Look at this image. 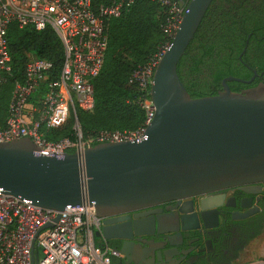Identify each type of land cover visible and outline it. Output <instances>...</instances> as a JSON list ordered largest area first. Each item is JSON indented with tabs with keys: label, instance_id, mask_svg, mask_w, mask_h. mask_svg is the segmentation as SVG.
Wrapping results in <instances>:
<instances>
[{
	"label": "water",
	"instance_id": "obj_1",
	"mask_svg": "<svg viewBox=\"0 0 264 264\" xmlns=\"http://www.w3.org/2000/svg\"><path fill=\"white\" fill-rule=\"evenodd\" d=\"M213 1L180 3V27L153 77L155 115L146 140L101 143L61 157L38 155L29 138L0 143V189L56 212L86 203L94 206L103 219L96 237L107 243L124 241L120 249L124 264H137L130 258L134 244L141 245L139 253L153 264L170 257L185 260L197 250L211 248L212 240L204 237L217 228L218 217L210 224L202 215L201 237L193 240L187 234L198 229L180 223L176 229L158 232L152 209L169 201L264 185V83L239 93L228 85L250 84L257 71L250 81L228 77L222 91L202 98H192L178 74L179 62ZM253 208L242 206L247 211L233 220H246L260 211ZM146 209L150 212L139 213ZM149 215L151 230L142 231L139 224ZM126 223L121 231L118 227ZM50 227L52 223L44 229ZM143 237L151 239L143 245L138 241Z\"/></svg>",
	"mask_w": 264,
	"mask_h": 264
},
{
	"label": "built area",
	"instance_id": "obj_2",
	"mask_svg": "<svg viewBox=\"0 0 264 264\" xmlns=\"http://www.w3.org/2000/svg\"><path fill=\"white\" fill-rule=\"evenodd\" d=\"M154 1L169 11L162 31L173 39L183 10L170 0ZM135 2L111 0L94 9L93 0H0V90L13 83L8 117L0 121V143L29 138L38 147V155L61 157L95 144L147 139L146 131L155 115L151 86L167 48L133 75L131 82L138 83L146 95L141 102L146 122L140 129L104 131L85 140L76 120L75 141L51 142L45 137L48 131L64 126L72 116L77 118L78 111L94 110V81L105 65L110 25ZM13 24L19 29L31 27L41 32L52 27L56 31L65 48V63L57 78L54 64L45 59L31 60L23 77L15 76L8 38ZM43 85L44 95L35 103L29 102ZM58 216L60 219L55 222ZM50 223L53 227L44 229ZM102 226L103 219L89 203L56 212L0 189V264H113V259L123 255L118 249L97 242L96 234Z\"/></svg>",
	"mask_w": 264,
	"mask_h": 264
},
{
	"label": "trees",
	"instance_id": "obj_3",
	"mask_svg": "<svg viewBox=\"0 0 264 264\" xmlns=\"http://www.w3.org/2000/svg\"><path fill=\"white\" fill-rule=\"evenodd\" d=\"M170 1L179 5L182 1L189 3L188 0ZM110 2L93 0V7L97 9ZM168 18L167 10L157 1L136 0L129 11L112 21L105 65L94 81V110L78 111L77 118L72 116L61 128L48 131L45 136L48 141H75L76 120L85 140L104 131L138 130L145 124L146 111L141 102L146 95L138 83L131 81L140 67L161 52L159 47L166 40L168 45L171 44L173 39L162 31ZM162 35L167 39L163 40ZM8 38L17 78L23 77L26 65L33 59L51 61L54 77L60 75L65 63V48L52 27L38 32L31 27L19 29L13 24ZM253 70L257 71L255 81L250 84L228 82L231 90L239 93L264 83V0H214L179 62L181 81L192 98H202L222 91L223 80L228 77L250 81L254 77ZM12 92V81L0 90L1 122L8 117ZM44 93L43 85L29 102L35 103ZM238 226L239 232L230 235L227 245L219 249L220 257L215 260L216 264H233L246 245L262 234L264 208L261 214L238 223ZM252 226L257 227L253 234L241 235Z\"/></svg>",
	"mask_w": 264,
	"mask_h": 264
},
{
	"label": "flooded vegetation",
	"instance_id": "obj_4",
	"mask_svg": "<svg viewBox=\"0 0 264 264\" xmlns=\"http://www.w3.org/2000/svg\"><path fill=\"white\" fill-rule=\"evenodd\" d=\"M250 193H254L251 195ZM254 207L253 210L258 207L260 211L255 215L251 216L246 220H233V216L237 213H244L247 209H242V206ZM264 208V185L256 186H241L236 188H230L222 190L216 193H212L207 196L197 197L187 200H174L165 202L152 210L155 211L156 226L158 232L167 231L171 229H176L180 223L183 228L193 227L198 230H194L187 234L190 239H197L201 237L199 231L203 230V225L201 223V216L203 215L208 223L214 224L213 217H218L217 228L208 231L207 235L204 237V241L207 239L212 240L213 246L211 248H206L205 251L197 250L196 252L190 254L187 259L169 258L166 262L161 264H216L215 260L219 259L220 253L219 249L222 246L227 245L230 235L239 232L238 223L247 222L254 218L256 215L261 214ZM216 210V211H214ZM214 211V212H213ZM149 209L142 210L139 213H148ZM134 215V214H133ZM150 215L144 218V221L140 223L142 231H150L151 228L147 226L149 222ZM128 224H123L118 227L123 231V228L127 227ZM257 229L256 226L247 228L245 232L241 235L253 234ZM186 235V234H185ZM239 235V234H238ZM238 237V236H236ZM151 237H143L138 241L142 242L143 245ZM137 238H134V241ZM97 242H100L103 246L118 249L120 251L124 241L113 240L109 243L102 239L97 238ZM141 245H133V253L130 258L137 262V264H153L150 260L146 259L139 253L141 252ZM202 248L205 245L202 242ZM123 255V254H122ZM126 262L125 256L123 255L119 259H113V264H124Z\"/></svg>",
	"mask_w": 264,
	"mask_h": 264
},
{
	"label": "crops",
	"instance_id": "obj_5",
	"mask_svg": "<svg viewBox=\"0 0 264 264\" xmlns=\"http://www.w3.org/2000/svg\"><path fill=\"white\" fill-rule=\"evenodd\" d=\"M233 264H264V229L260 236L246 245Z\"/></svg>",
	"mask_w": 264,
	"mask_h": 264
},
{
	"label": "rangeland",
	"instance_id": "obj_6",
	"mask_svg": "<svg viewBox=\"0 0 264 264\" xmlns=\"http://www.w3.org/2000/svg\"><path fill=\"white\" fill-rule=\"evenodd\" d=\"M167 14H168L169 17H170L169 11H167ZM173 16H174V15H173ZM171 17H172V15H171ZM162 38H163V40H166V39H167L165 35H162ZM166 46H169L167 40H166V42L164 43L163 46H160V47H159V52L165 50V49H166ZM167 48H168V47H167ZM5 112H6V111H5ZM5 112L2 113L3 116H5V115H4V114H6Z\"/></svg>",
	"mask_w": 264,
	"mask_h": 264
}]
</instances>
